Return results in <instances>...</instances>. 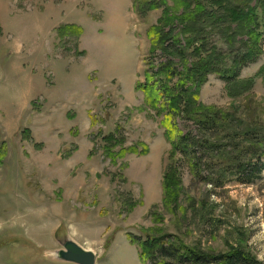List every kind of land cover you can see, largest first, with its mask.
Here are the masks:
<instances>
[{
  "label": "rangeland",
  "instance_id": "rangeland-1",
  "mask_svg": "<svg viewBox=\"0 0 264 264\" xmlns=\"http://www.w3.org/2000/svg\"><path fill=\"white\" fill-rule=\"evenodd\" d=\"M148 3L141 12L139 0H0L1 264H70L56 256L67 239L94 252L96 264H141L129 234L168 235L205 253L240 248L264 264V172L245 185L219 157L210 171L200 151L195 170L188 155H170L161 118L135 90L151 59L147 33L164 10ZM196 3L216 19L199 26L206 48L232 67L246 38L226 40L233 24L221 20L220 0ZM67 27L81 34L60 30ZM166 60L156 51L154 66ZM263 67L264 45L240 71L236 81H250L240 95L212 74L198 105L264 134ZM177 129L199 137L182 118ZM131 148L137 154L116 156ZM167 167L177 169L178 186L165 204Z\"/></svg>",
  "mask_w": 264,
  "mask_h": 264
},
{
  "label": "trees",
  "instance_id": "trees-1",
  "mask_svg": "<svg viewBox=\"0 0 264 264\" xmlns=\"http://www.w3.org/2000/svg\"><path fill=\"white\" fill-rule=\"evenodd\" d=\"M146 1L139 0L142 5L140 11L146 7L148 3ZM171 1L172 8L168 6L166 0L148 3L151 4L149 5L151 9L163 7L164 10L157 25L147 33L151 42V59L144 79L136 83L135 90L143 94L144 106L161 118L165 139L172 149L170 155L175 156L177 152L188 155L195 170L194 154L200 151L202 157H209L207 165L210 171L211 161L219 157L228 165L225 172H229L242 184H253L261 179L264 172V134L257 135L251 127L229 115H222L215 107L198 105L197 98L199 90L212 74L226 83L227 94L232 98H236L245 90L250 81L242 83L236 80L241 69L255 62L263 53L264 0H255L257 1L255 7L249 5L251 0H238L233 6L226 4L225 0H220L219 7L225 11L221 20L236 26V29H232L233 25H229L222 31L226 40L237 42L240 37L246 38L245 41L238 42H241L247 52L235 59L232 67L228 69L221 67V63L224 62L221 54L206 48L205 39L202 37L204 27L199 28L201 24L214 22L216 20L214 16L209 15V20L204 13L206 9L196 3V0ZM178 24L182 29H178ZM60 30L71 32L73 35L74 32L81 34V30L74 27ZM156 51L167 60L154 66ZM263 71L264 67L260 72ZM179 118L192 122L199 137L179 131L177 129ZM111 139L114 140L112 136L107 138L112 141ZM143 151L147 152L146 147H143ZM127 153L137 154V150L133 148L122 150L116 156H125ZM4 155V149L0 148V163ZM171 169L168 173L169 168H166L162 184L165 204L175 200L178 186L175 177L177 169L175 167ZM225 172L220 173L222 180L226 176ZM127 240L130 245L137 248L141 264H262L240 248L231 249L227 253H205L197 247L176 243L168 235L147 234L146 238L142 239L129 234Z\"/></svg>",
  "mask_w": 264,
  "mask_h": 264
},
{
  "label": "water",
  "instance_id": "water-1",
  "mask_svg": "<svg viewBox=\"0 0 264 264\" xmlns=\"http://www.w3.org/2000/svg\"><path fill=\"white\" fill-rule=\"evenodd\" d=\"M57 259L70 264H96V254L80 247L70 239L62 244V249L57 252Z\"/></svg>",
  "mask_w": 264,
  "mask_h": 264
},
{
  "label": "crops",
  "instance_id": "crops-1",
  "mask_svg": "<svg viewBox=\"0 0 264 264\" xmlns=\"http://www.w3.org/2000/svg\"><path fill=\"white\" fill-rule=\"evenodd\" d=\"M137 256H138V254H137ZM1 264V263H0Z\"/></svg>",
  "mask_w": 264,
  "mask_h": 264
}]
</instances>
